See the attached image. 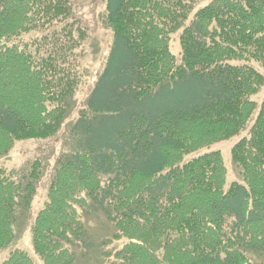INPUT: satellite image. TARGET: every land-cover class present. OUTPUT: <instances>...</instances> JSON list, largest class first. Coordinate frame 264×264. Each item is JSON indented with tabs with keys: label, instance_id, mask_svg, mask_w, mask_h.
<instances>
[{
	"label": "trees",
	"instance_id": "16d2710c",
	"mask_svg": "<svg viewBox=\"0 0 264 264\" xmlns=\"http://www.w3.org/2000/svg\"><path fill=\"white\" fill-rule=\"evenodd\" d=\"M201 1L106 0L105 67L29 226L42 264H264V98L252 101L264 76L251 65L264 70V0L195 11ZM78 24L70 0H0V160L60 132L81 84ZM253 116L231 149L241 183L225 188L219 152L185 162ZM45 171L40 160L19 178L0 168V251L29 220ZM95 215L113 228L97 244ZM112 243L121 246L101 252ZM2 264L36 261L15 249Z\"/></svg>",
	"mask_w": 264,
	"mask_h": 264
},
{
	"label": "rangeland",
	"instance_id": "374dc122",
	"mask_svg": "<svg viewBox=\"0 0 264 264\" xmlns=\"http://www.w3.org/2000/svg\"><path fill=\"white\" fill-rule=\"evenodd\" d=\"M210 1L212 0L201 1L196 6L195 11L207 5ZM70 3L72 5L74 18L78 21V25L84 28L87 35V40L82 48L78 50L79 68L77 74L80 77L81 84L74 98L69 103L67 119L60 132L55 137L47 141H24L15 143L8 156L0 160V168L5 169L7 172H16V178L24 175L29 165L35 160H40L46 169L43 178L37 186V193L34 198L30 218L29 220L20 219L18 221L16 227L17 238L14 243L0 251V264L6 261L10 253L15 249L24 250L36 261V264H42L32 251L29 226L32 224L35 215L42 209L46 201V192L50 181V175L57 158L63 153L73 150V143L70 138V127L79 117L80 111L86 109L87 98L105 67L113 41L111 32L105 30L99 22V15L104 11L106 0H70ZM171 45L172 52L176 57H179L180 49L178 45V35L172 38ZM251 65L264 76V70L259 65L254 63H251ZM263 98L264 86L259 93L252 98V101L259 107ZM253 120L254 116L251 118L245 131L238 136L227 141L217 142L209 148L202 149L189 155L185 158V162L205 153L219 152L223 158V165L226 171L225 188H229L234 182L241 183L239 170L232 163L231 149L242 137H246ZM88 225L90 237L94 244L102 240L107 241L112 236V226L108 224L101 215L92 216ZM120 246L121 244L119 243H112L101 252L112 253Z\"/></svg>",
	"mask_w": 264,
	"mask_h": 264
}]
</instances>
